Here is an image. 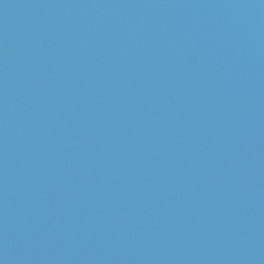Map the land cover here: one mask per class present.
I'll return each mask as SVG.
<instances>
[{"label": "water", "instance_id": "obj_1", "mask_svg": "<svg viewBox=\"0 0 264 264\" xmlns=\"http://www.w3.org/2000/svg\"><path fill=\"white\" fill-rule=\"evenodd\" d=\"M0 264H264V0H0Z\"/></svg>", "mask_w": 264, "mask_h": 264}]
</instances>
